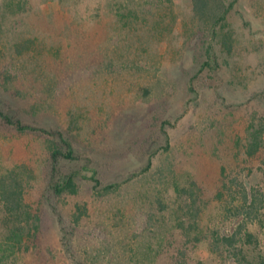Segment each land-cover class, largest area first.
Instances as JSON below:
<instances>
[{
  "label": "rangeland",
  "instance_id": "rangeland-1",
  "mask_svg": "<svg viewBox=\"0 0 264 264\" xmlns=\"http://www.w3.org/2000/svg\"><path fill=\"white\" fill-rule=\"evenodd\" d=\"M213 10L199 18L192 0H0L6 110L74 141L81 160L63 161L64 172L97 168L103 186L118 184L106 191L84 178L59 197L75 231L67 246L44 203L49 140L0 122V180L21 183L33 218L11 250L0 204L2 264H230L217 233L244 221L264 249V0H238L218 24ZM205 61L213 66L200 71ZM244 184L259 196L251 215Z\"/></svg>",
  "mask_w": 264,
  "mask_h": 264
},
{
  "label": "trees",
  "instance_id": "trees-1",
  "mask_svg": "<svg viewBox=\"0 0 264 264\" xmlns=\"http://www.w3.org/2000/svg\"><path fill=\"white\" fill-rule=\"evenodd\" d=\"M238 0H231L228 3L224 1V6L220 12H215L211 9L213 0H192L194 11L197 17H202L204 14L210 13L213 10L212 19L214 24L220 23L226 19L227 15L234 8ZM210 61H205L200 68V71L212 68ZM1 90V89H0ZM6 106L3 104V100L0 96V122L6 128L14 129L19 133H31L41 136H45L48 140V164L46 167L47 176V192L48 195L44 197V203L51 208L53 213L58 214L59 223L62 226V230H65V239L67 246L72 242V236L75 235V231H67L65 219L59 213L57 209V201L59 197L65 194H75L78 192L77 181L84 178L89 179L93 182L94 186L98 189L101 187L102 190L109 191L118 184L102 185V181L99 178V172L97 168H92L91 175H82L80 170L72 172H64L61 169V163H74L81 160V157L76 153L74 141L69 138L60 129H48L34 125L33 123L24 121L23 117L19 115L15 110H6ZM258 143H252L250 145V152L257 151ZM249 152V153H250ZM242 184V183H240ZM245 188V184L242 188ZM243 188V196L245 204H248V214H253L254 210L258 209L259 196L256 192L250 194L245 192ZM23 188L21 183L15 179V185L9 187L5 178L0 180V204L4 208L5 213V224H9V239L15 241L14 245H11V250L17 248L18 244L23 242V232L25 231V224L27 225L29 220L32 221L30 212H25ZM264 196V193L263 195ZM250 197V202L248 201ZM24 224V225H23ZM251 230V229H250ZM249 230V224L244 221L240 224L238 229L234 230V233L227 236L222 235L220 232L217 233V241L225 242V244H217L218 252L223 255L229 256L230 264H264V249L257 247L254 242L256 241V235L254 232ZM29 231H32L29 229ZM67 231V232H66ZM71 236V237H70ZM10 246V245H9ZM226 246V247H223ZM8 247V246H7ZM1 254L6 253L5 250L0 252ZM0 254V255H1ZM6 256H0V264L5 260Z\"/></svg>",
  "mask_w": 264,
  "mask_h": 264
}]
</instances>
